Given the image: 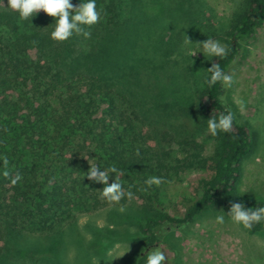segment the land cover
<instances>
[{
  "label": "trees",
  "instance_id": "16d2710c",
  "mask_svg": "<svg viewBox=\"0 0 264 264\" xmlns=\"http://www.w3.org/2000/svg\"><path fill=\"white\" fill-rule=\"evenodd\" d=\"M96 2L101 19L86 29L89 37L81 33L55 42L50 39L54 18L41 11L22 20L7 8L8 0H0V264H76L66 253L84 257L102 245L95 223L86 226L91 239L79 230L80 216L121 207L143 212L135 264H144L147 252L159 246L173 252V264H182L177 240L169 237L174 231H188L218 202L228 211L233 202L264 207L239 196L241 164L253 144L250 128L225 103V88L209 86L207 74L204 89L186 82L179 91L201 121L234 114L233 127L213 136L217 149L207 155L198 133L172 127L181 114L153 102L145 81L166 65L171 51L186 61L184 45L203 43L219 26L229 39L227 55L212 57L209 68L216 63L229 74L264 27V0H245L234 17L212 28L211 19L181 11L190 7L205 17L202 0ZM90 165L120 170L124 198L119 203L101 198L104 185L87 178ZM188 171L205 177L183 199L180 212L168 192ZM107 174L112 183L116 174ZM151 176L164 182L147 188L144 181ZM246 230L263 236L264 222Z\"/></svg>",
  "mask_w": 264,
  "mask_h": 264
},
{
  "label": "rangeland",
  "instance_id": "374dc122",
  "mask_svg": "<svg viewBox=\"0 0 264 264\" xmlns=\"http://www.w3.org/2000/svg\"><path fill=\"white\" fill-rule=\"evenodd\" d=\"M202 1L208 7L205 17L198 15V12L190 7L181 11L184 15H197L196 17L200 20L211 19L212 21L208 23L209 25L210 22L212 23L211 28L213 24L223 25L229 21L245 3V0ZM197 3V1L194 2V4ZM194 7L197 6L194 5ZM224 31V28L219 26L218 32L212 34L211 31V36L208 38L218 40L227 48L229 39ZM166 35L168 39L171 36L168 32ZM208 38L206 37L204 41ZM184 49L186 61L176 59L175 53L171 51L172 56L166 59V65L161 70L153 71L156 74L145 81L154 96L151 97L153 102L163 105L171 113L181 114L180 120H173L172 127L178 129L184 125L188 133L194 135L198 133V142L204 144L205 153L211 155L215 153L218 143L207 130V122L201 121L197 113L196 117L193 116L192 110L197 109L188 104L179 91L181 85H186V82H191L196 89H204L208 74L206 70L209 69L212 57L206 53L205 56L203 55L200 44L184 45ZM229 75L233 76L234 83L231 88H225L224 101L236 113L240 122L250 128L253 144L250 155L241 164L239 196L264 203V27L248 41L245 51H242ZM157 94H161L160 100ZM241 100L245 102L243 112L239 108ZM261 102L262 108L259 105ZM149 108L148 104L146 109ZM181 109L184 110L181 112ZM147 111L142 110L146 116ZM149 112L154 113L153 110ZM201 126L203 131H197ZM204 177L203 172L188 171L182 175L180 181L171 185L168 196L171 203L178 206L180 212L184 210L181 206L183 199L193 195V186ZM228 212L224 203L218 202L203 214L202 220L190 226L188 231H174L169 235L174 241L177 240L175 242L179 246L182 264H264V234L263 236L253 235L242 226L233 224L226 215ZM142 214L143 212L139 209H134L132 212L117 210L115 213L109 209L81 215L79 230L91 239L92 231L86 226L89 222L95 223L98 226L95 231L101 236L102 245L101 248L96 247L94 250L85 251L84 257L73 250L71 254L66 253L68 256L66 260L72 261V258H75L73 260L76 264L79 263L78 260H86L82 264H93L94 261L95 264H135L142 248L141 237L137 234L143 220L140 217ZM218 215H225L223 224L216 221ZM116 244L122 245L127 253L121 258L111 260L112 257L107 254ZM161 248L167 255L168 264H173V252L167 247L161 246Z\"/></svg>",
  "mask_w": 264,
  "mask_h": 264
},
{
  "label": "clouds",
  "instance_id": "9594fccd",
  "mask_svg": "<svg viewBox=\"0 0 264 264\" xmlns=\"http://www.w3.org/2000/svg\"><path fill=\"white\" fill-rule=\"evenodd\" d=\"M7 8L17 12L22 20H32L41 11L48 17L54 18V23L51 25L53 27L50 32V39L55 42H66L74 35L81 33L85 37H89L91 33L86 29L96 25L101 19V11L97 8L96 0H79L78 4H74L73 0H8ZM186 42L192 43L189 37ZM199 44L202 47L201 52L204 56L205 53L210 57L222 58L227 55L226 47L218 40L208 38ZM206 72L209 74L207 78L209 86L216 85L217 83L223 88H231L233 86V76L227 74L218 64L213 63ZM239 108L241 112L245 110V102L243 100L240 101ZM233 123L234 114L228 111L219 117L213 116L208 119L207 130L215 136L220 132L230 131ZM107 171L116 174L112 183H109L110 177ZM107 171L102 169L100 165H90L87 178L94 183L104 185L102 191H99L101 198L106 200L109 205H113L119 203L124 198V188L122 183L119 182L120 170L113 166ZM4 175L8 176V173L5 172ZM18 179L19 176L12 179V184L17 183ZM163 182L162 178L151 176L144 181V184L147 188H151L153 185L159 186ZM128 196L131 198L132 194L128 193ZM119 210L123 212L125 209L121 207ZM226 215L233 224L240 225L244 229H251L255 224L264 222V207L252 209L246 207L243 203L233 202ZM216 221L223 224L225 222V215H218ZM126 253L122 245L116 244L107 255L112 257L111 260H115L123 257ZM143 260L144 264H168L167 255L160 246L147 252ZM93 264H95V261Z\"/></svg>",
  "mask_w": 264,
  "mask_h": 264
}]
</instances>
